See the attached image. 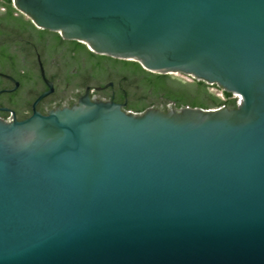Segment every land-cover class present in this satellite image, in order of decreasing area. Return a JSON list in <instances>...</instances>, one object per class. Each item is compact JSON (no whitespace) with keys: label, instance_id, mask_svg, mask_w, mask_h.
I'll use <instances>...</instances> for the list:
<instances>
[{"label":"water","instance_id":"water-1","mask_svg":"<svg viewBox=\"0 0 264 264\" xmlns=\"http://www.w3.org/2000/svg\"><path fill=\"white\" fill-rule=\"evenodd\" d=\"M14 4L0 264H264V0Z\"/></svg>","mask_w":264,"mask_h":264},{"label":"built area","instance_id":"built-area-1","mask_svg":"<svg viewBox=\"0 0 264 264\" xmlns=\"http://www.w3.org/2000/svg\"><path fill=\"white\" fill-rule=\"evenodd\" d=\"M11 2H12V4H13V6H14L15 8H17L16 5L14 4V0H11ZM219 95L222 96L221 91H220ZM232 97H237L236 102H237V103H240V96H239L238 94L234 93V94H232ZM223 106H224V105H220V106H217V107H210V109H218V108H221V107H223Z\"/></svg>","mask_w":264,"mask_h":264},{"label":"rangeland","instance_id":"rangeland-1","mask_svg":"<svg viewBox=\"0 0 264 264\" xmlns=\"http://www.w3.org/2000/svg\"><path fill=\"white\" fill-rule=\"evenodd\" d=\"M170 74L177 75V76H181V77L185 78L187 81H193V78H191L188 75L183 74V73L175 72V73H170ZM220 97H222V96H220Z\"/></svg>","mask_w":264,"mask_h":264},{"label":"trees","instance_id":"trees-1","mask_svg":"<svg viewBox=\"0 0 264 264\" xmlns=\"http://www.w3.org/2000/svg\"><path fill=\"white\" fill-rule=\"evenodd\" d=\"M13 5V4H12ZM14 7V6H13ZM15 8V7H14ZM60 35V34H59ZM146 70V69H145ZM148 71V70H147ZM149 72H151V71H149ZM166 74H168V73H166ZM222 93V92H221ZM230 97H232V95L230 96ZM222 99H224V96L222 95V97H221ZM166 105H170V102L169 103H167ZM220 105H224V104H220ZM220 105H217V106H220ZM217 106H214V107H217ZM198 107V106H197ZM203 108V107H202ZM204 108H206V107H204ZM207 108H210V107H207ZM131 110V109H130ZM145 109H143V110H141V111H135V112H142V111H144ZM133 111V110H132Z\"/></svg>","mask_w":264,"mask_h":264},{"label":"flooded vegetation","instance_id":"flooded-vegetation-1","mask_svg":"<svg viewBox=\"0 0 264 264\" xmlns=\"http://www.w3.org/2000/svg\"><path fill=\"white\" fill-rule=\"evenodd\" d=\"M0 9L5 10V8H4L3 6H1ZM16 9L19 11L18 8H16ZM20 12H21V11H20ZM14 14L17 15V12H14ZM23 14H24V13H23ZM24 15H25V14H24ZM93 91H94V88H90V93H92Z\"/></svg>","mask_w":264,"mask_h":264}]
</instances>
